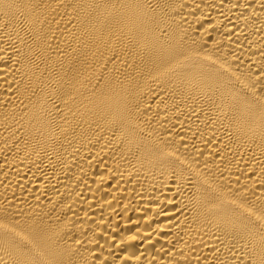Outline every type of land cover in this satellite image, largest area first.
<instances>
[{"label": "bare ground", "instance_id": "1", "mask_svg": "<svg viewBox=\"0 0 264 264\" xmlns=\"http://www.w3.org/2000/svg\"><path fill=\"white\" fill-rule=\"evenodd\" d=\"M264 0H0V264H259Z\"/></svg>", "mask_w": 264, "mask_h": 264}, {"label": "snow or ice", "instance_id": "2", "mask_svg": "<svg viewBox=\"0 0 264 264\" xmlns=\"http://www.w3.org/2000/svg\"><path fill=\"white\" fill-rule=\"evenodd\" d=\"M259 264H264V258L259 261Z\"/></svg>", "mask_w": 264, "mask_h": 264}]
</instances>
